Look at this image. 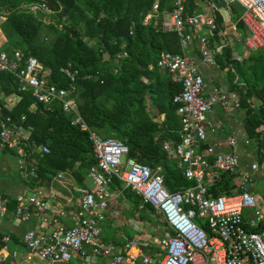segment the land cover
I'll return each instance as SVG.
<instances>
[{"label": "built area", "instance_id": "1", "mask_svg": "<svg viewBox=\"0 0 264 264\" xmlns=\"http://www.w3.org/2000/svg\"><path fill=\"white\" fill-rule=\"evenodd\" d=\"M223 1L243 7L240 19L248 30L243 41L245 48H263L264 0ZM186 3L187 0H172L162 21L163 30L176 32L181 52L163 51L156 64L181 85L172 97L180 121L179 140L165 139L161 146L181 175L194 182L182 189H168L161 165L153 167L130 157L129 147L123 141L87 125L80 114L73 83L78 70L70 63L60 69L71 80L70 86H57L50 80V69L35 56L25 57L18 49H2L4 36L0 34V71L12 74L19 90L30 92L45 107L59 103L72 116L71 124L88 132L95 161L87 172L94 183L92 188H78L79 195L66 199V205L51 204L35 160V156L48 153L49 147L32 140L31 129L24 123L25 114L13 117L4 112H10L21 97L17 93L6 95L0 89V149L14 151L19 177L27 183L34 182L27 195L17 197L20 203L13 215L19 221L34 219L37 223L22 232L20 248L9 246V234L0 236V264H264V202L253 191L255 173L264 172V148L247 167L233 138L226 140L231 147L226 153L216 150L222 145L219 141L204 146L207 129L212 127L209 114L215 106L227 111L237 108L239 96L216 87L206 92L203 75L188 49L197 38L202 61L215 63L214 53L221 47L211 50V41L206 36H196L194 30L203 25L216 30V16L189 13ZM29 6L34 12H53L44 4ZM158 8L156 0L143 23L157 16ZM36 102L29 106V111L37 110ZM222 173L232 176L230 187L214 194L210 188L220 181ZM60 178L62 174L58 173L56 179ZM124 188L140 197L139 210L149 205L161 218L155 235L118 234L110 240L102 238L109 214L114 220L110 222L112 226L120 223L137 229L143 223L154 229L148 220H141L137 210L122 219V210L109 211ZM9 203L10 199L0 194V218L9 212ZM247 209H252L250 215Z\"/></svg>", "mask_w": 264, "mask_h": 264}, {"label": "trees", "instance_id": "2", "mask_svg": "<svg viewBox=\"0 0 264 264\" xmlns=\"http://www.w3.org/2000/svg\"><path fill=\"white\" fill-rule=\"evenodd\" d=\"M155 1L0 0V16L4 18L0 23L4 35L1 48L8 52L18 49L25 57L35 56L50 69L51 82L60 87L71 84L60 72L70 63L78 70L73 83L77 87L79 111L87 125L123 141L129 147L130 157L153 167L161 165L165 185L176 190L194 184L181 175L161 146L165 139L179 140L180 121L172 97L181 85L156 64L161 52L180 53L181 47L176 32L162 27L164 13L171 9L172 0H157V16L143 23ZM192 1L187 0V12H191ZM41 4L53 12L28 9L29 5ZM230 11L231 20L244 35V23L239 20L243 8L232 3ZM216 21L222 22V16ZM41 32L51 34L54 41L45 44ZM261 50L264 47L257 52ZM219 61L222 63L223 59ZM254 67L255 77L250 80L243 71L240 75L237 72L239 79L246 82L235 87L239 90V107L245 109L244 130L260 154L264 148L263 133L258 130L264 124V80L258 78L256 64ZM0 89L6 95L17 93L21 97L10 112L6 109L4 112L13 117L25 114L24 123L31 129L32 140L49 147L48 153L35 156L39 179L46 182L60 171L73 169L78 162L71 172L82 184L95 162L88 132L72 125V116L66 114L59 103L47 108L36 102L30 92L20 91L14 76L8 72L0 71ZM33 102L37 105L35 112L29 111ZM3 151L14 155L7 148ZM231 177L222 173L220 181L210 191L215 194L228 189ZM122 194L138 207L140 197L130 188H124ZM262 226L260 224L259 228Z\"/></svg>", "mask_w": 264, "mask_h": 264}, {"label": "crops", "instance_id": "3", "mask_svg": "<svg viewBox=\"0 0 264 264\" xmlns=\"http://www.w3.org/2000/svg\"><path fill=\"white\" fill-rule=\"evenodd\" d=\"M231 4L227 5L229 10V16L228 19H225L220 13V10L211 2V0H193L191 3V12L189 13L195 14L199 12V13H204L205 15L208 16L215 15L216 20L219 17V15L222 16V22L216 21L217 24L216 30H210L204 25L199 26L197 29L194 30L196 36H206L211 41L210 44L213 45L211 47V50L215 47H221V49L218 52L214 53L215 56L214 64L211 65L204 63L202 61V55L197 38H195L191 42L188 49L189 54L193 57L194 61L198 65L199 71L203 75V78L207 85L206 87L207 93L212 92V90L216 87V88H220L223 91H228V92L236 91L237 94H239V90L236 89L235 85L243 86L246 81L243 79L241 80L239 79V75L232 67V64H235V62L236 64H241V65H243L245 62L247 64H252L255 61V59H257L254 58L253 56L254 53L257 51H249L244 46L243 41L245 37L248 35L247 28L245 27V33L243 35L241 34L240 30L237 29L236 23H234L231 20V11H230ZM239 20H241L240 17ZM205 29H207V31L209 32H206ZM260 57L261 56H259V58ZM220 58L223 59L222 63L219 61ZM224 62H229V63L224 64ZM226 66L231 67V69L234 71L232 76L230 72L225 69ZM246 77L248 80L252 79L250 75H246ZM233 83H234L233 85L234 87H232ZM238 107L227 111L221 108L220 106H215V108L208 116L212 122V127L207 129L206 141L204 143V146L219 141L222 142V145L218 147L216 150L220 151L221 153H226L231 150V147L228 146L226 140L228 138H233L236 142V150L240 156L241 161L245 163V165H247L248 167L250 161L254 160L257 154L258 156H260V154L257 152L256 144H253L254 149H252V140L247 137L246 132L244 130L245 109L242 107L239 108ZM160 117L161 119H163L164 117L163 114H161ZM258 130H260L263 133V138H264V124L260 125ZM3 149L4 148H1L0 150ZM13 156L16 159V162L13 166L14 168L13 174L16 177V180L19 179L21 181V184L20 186H15V185L13 186L14 183L11 182L12 173L10 171L9 166L1 167L0 179L2 181V189L0 190L1 191L0 194L5 197H8L10 199V203H9V212L6 214L4 218H0V236L4 234H9L10 235L9 246L11 248H17V247L20 248L23 245L21 240L22 232L26 229L35 227L37 223L34 219H31L30 221L22 222L16 219L13 215V210L20 203L17 197L18 196L23 197V195H27L29 193L28 189H31V187H33V184L27 183L21 178L17 177L18 174L17 157L15 153ZM77 165L78 162L75 163L73 169H76ZM73 169H66L65 171L58 172L62 174V178H60V180L56 179L58 174L57 173L52 179H48L46 180V182L41 181V183L45 185V189L51 204L58 203L60 205H66V199L68 198L75 199L79 195V192L77 191L78 188L86 187L83 185V183L80 184L74 179L71 172ZM259 176L264 177V172L255 173L256 179H258ZM260 190L262 192L254 189L253 187V191L262 198V196H264L263 195L264 188L262 187ZM118 198L119 199L121 198V201L123 200L122 202L124 203V208L122 209V216L120 217V219L128 218L129 216L134 215V212L137 208L134 206V202L123 194ZM113 203L114 201H112L111 205ZM110 211H112L111 207H110ZM107 221H108L107 225L108 224L110 225L111 221L114 223V220L113 218L112 219L110 218V215H108ZM118 225H120V223ZM121 226H125V225H121ZM109 227L110 229H114V234H115V236L114 234L111 236V239L118 236V234H125L123 231L118 230L117 226H112L111 224Z\"/></svg>", "mask_w": 264, "mask_h": 264}, {"label": "rangeland", "instance_id": "4", "mask_svg": "<svg viewBox=\"0 0 264 264\" xmlns=\"http://www.w3.org/2000/svg\"><path fill=\"white\" fill-rule=\"evenodd\" d=\"M28 9H30L32 11L34 10V9L31 8V6H28ZM3 19L4 18L2 16H0V23L2 22ZM205 30H206V32H209V31H207V29H205ZM40 37L43 39V42L45 44L52 43L54 41V37L51 34H48V33H45V32H41ZM253 56L255 58H258V59H255V61L253 62L254 64H256V70L255 71L257 72V76H258V78L262 77V80H264V77H263L264 76V70H262V67H264V66H262V64L264 65V57H262V56H264V50L255 52ZM259 56H261V57L259 58ZM253 63L252 64H243V65H241V64H236V62H235V64H232V67L235 69L236 72H238L239 75L243 71L246 75H250L251 77H253V70L255 69ZM225 69L228 70L230 72L231 76H232L234 71L231 69V67H229V66L227 67L226 66ZM253 144H255V143L252 140V149H254V147H253L254 145ZM15 162H16V159L10 152L0 150V166L1 167L9 166L10 171L12 173L11 182L14 183L13 186L14 185L15 186H20L21 181L19 179L16 180V177L13 174V172H14L13 166H14ZM17 177L20 178L18 176V174H17ZM84 178L85 179H84L83 185L86 186L87 188H92L93 185H94L92 178L89 177L87 174H85ZM262 187L264 188V177L259 176V178L255 180L254 189H256L258 191H261L260 189ZM1 189H2V181L0 179V190ZM262 198L264 200V196H262ZM122 201H121V198L114 200V203L111 205V209L112 210L113 209H121L122 210L124 208V203ZM114 207H116V208H114ZM136 210L141 214V220L142 221L148 220L150 225L152 227H154V229H151L149 226H144L143 223H140L139 224L140 228H137V229L132 227V226H129V225L121 226V225L117 224V229L123 231L125 233L124 235L125 236L128 235L129 237H133V236H136V235H144L143 233L155 235V229L158 230V228L160 227L161 218L158 215L156 216L154 214L155 212L151 209V207L150 208L147 207V208H145V210H139L138 208H136ZM109 211H110V209H109ZM246 211H247L248 215H250L252 213V209H247ZM246 218L248 219L249 217L246 216ZM110 225L109 224L107 225L106 223L104 225V231H103V234H102V238H105L106 240L107 239L110 240L111 236L114 234V229H110V227H109ZM114 236H115V234H114ZM73 261H75V260H73Z\"/></svg>", "mask_w": 264, "mask_h": 264}, {"label": "water", "instance_id": "5", "mask_svg": "<svg viewBox=\"0 0 264 264\" xmlns=\"http://www.w3.org/2000/svg\"><path fill=\"white\" fill-rule=\"evenodd\" d=\"M211 2L220 10L225 19H228L229 10L227 4L223 0H211Z\"/></svg>", "mask_w": 264, "mask_h": 264}]
</instances>
